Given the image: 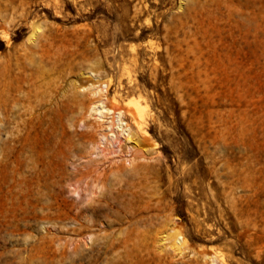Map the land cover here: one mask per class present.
<instances>
[{"label": "rangeland", "instance_id": "374dc122", "mask_svg": "<svg viewBox=\"0 0 264 264\" xmlns=\"http://www.w3.org/2000/svg\"><path fill=\"white\" fill-rule=\"evenodd\" d=\"M4 6L58 29L45 63L70 133L61 165L34 169L37 150L14 144L7 166L17 121L0 105V264H264V0Z\"/></svg>", "mask_w": 264, "mask_h": 264}, {"label": "bare ground", "instance_id": "6f19581e", "mask_svg": "<svg viewBox=\"0 0 264 264\" xmlns=\"http://www.w3.org/2000/svg\"><path fill=\"white\" fill-rule=\"evenodd\" d=\"M53 6L56 8L57 3H54ZM3 8L0 11V37L8 50L0 56V105L6 106L9 113L17 121L16 133L13 134V131L9 130L8 136L6 135L7 145L4 155L7 166L11 162H18L20 155L27 149L30 151L36 149L38 152L36 155L38 160L35 157V165H33L34 169L41 162L48 166L61 165L63 162V157L60 158L63 155L61 136L70 133V131L63 123L64 112L60 109L54 110L50 105L52 102L50 93L53 84L51 77L54 72L52 69H47L45 63L46 59L50 57L48 47L51 46V40L56 37L58 29L48 27L41 30L39 25L36 26L33 22H29V19L33 17L26 8L15 6H4ZM8 11L10 12L8 13ZM8 15L11 17L10 21L7 20ZM13 16L18 18L20 22L29 23L27 25L29 35L26 42L16 43L23 34L20 28L15 29ZM94 106L97 107L98 105ZM145 106L140 105L137 101L125 105L126 113L131 116L135 129L142 133L141 135L146 133L142 127V115ZM102 108L94 110V107H91L90 111H97L98 117L103 120ZM105 111L111 112L110 109ZM112 112L116 114V119L121 124L122 112L120 110ZM13 129L15 130V128ZM84 133L89 134V132ZM14 144L20 155H14L12 147ZM175 229L173 225L172 247L181 254L182 250L185 249V240ZM208 257L212 264H223L216 256Z\"/></svg>", "mask_w": 264, "mask_h": 264}]
</instances>
